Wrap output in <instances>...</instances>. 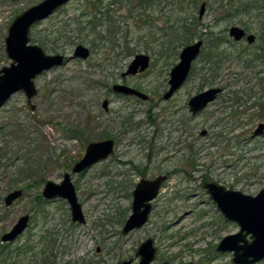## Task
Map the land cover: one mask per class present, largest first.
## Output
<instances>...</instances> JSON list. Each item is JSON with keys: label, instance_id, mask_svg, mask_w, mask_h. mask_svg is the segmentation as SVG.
Returning <instances> with one entry per match:
<instances>
[{"label": "rangeland", "instance_id": "obj_1", "mask_svg": "<svg viewBox=\"0 0 264 264\" xmlns=\"http://www.w3.org/2000/svg\"><path fill=\"white\" fill-rule=\"evenodd\" d=\"M40 1L0 0V68L12 61L5 49L10 24ZM203 1L199 34L190 42L203 39L202 54L169 100L162 95L179 54L167 57L160 51L159 9L147 10L152 13L145 22L129 16L119 2L110 5L113 10L106 14L124 32L121 38L127 32L129 36L115 49L92 48L91 40L97 33L104 35L107 27L104 15L95 16L93 0H70L31 28V43L48 54L69 57L79 43L92 53L38 75L34 108L23 91L0 107V264L136 263L137 248L149 237L157 247L152 264H233L232 253L216 247L240 227L224 218L204 184L216 181L252 195L264 188V135H253L264 122V35L260 16L226 15L227 0H199L184 12L198 17ZM109 2L103 0V6ZM233 25L247 28L256 41H235L229 35ZM208 37L223 41L213 74L203 60ZM137 53L150 55V67L123 76ZM114 83L135 87L150 99L115 92ZM214 86L224 91L192 114L190 97ZM108 138L115 141L109 158L72 173L89 143ZM66 172L72 175L85 223L72 221L66 200L42 196L46 181L60 182ZM165 172L171 176L154 201L148 223L124 234L136 182ZM17 189L22 195L6 205L5 196ZM25 214L31 215L26 230L3 242L1 236Z\"/></svg>", "mask_w": 264, "mask_h": 264}, {"label": "water", "instance_id": "obj_2", "mask_svg": "<svg viewBox=\"0 0 264 264\" xmlns=\"http://www.w3.org/2000/svg\"><path fill=\"white\" fill-rule=\"evenodd\" d=\"M70 0H42L18 14L8 28L5 38L6 53L12 60L10 65L0 68V107L16 92L23 91L32 108L33 97L38 93L35 79L44 71L63 65L72 58L87 59L90 49L87 45L79 43L75 46L73 54L66 57L63 53L48 54L39 44L31 43L30 30L34 24L52 15L60 7ZM206 11V2L200 4L199 17L202 18ZM246 34V30L238 25L229 29V35L240 41ZM249 43L255 40V34L247 36ZM204 42L202 39L185 45L179 54V62L170 70L168 80L169 87L163 98L169 99L185 82L192 68V64L199 56ZM151 63V57L146 53H137L123 76L137 74L147 70ZM115 92L136 95L143 100L149 96L141 90L126 84L115 83L112 86ZM222 91L220 87L207 88L188 101L190 111L194 114L201 112ZM109 101H103V107L108 110ZM264 123H260L254 131L255 135L262 133ZM114 140L109 138L94 141L88 144L84 155L74 163L72 173H80L94 163L108 158L114 152ZM167 175H159L153 179H141L134 191L132 212L126 219L122 232L124 234L141 228L149 218L151 200L157 196L162 183ZM210 198L216 203L227 221L236 222L239 230L225 235L217 246L219 252H231L233 264H254L264 260V188L257 194H247L232 186L227 187L219 182L212 181L205 184ZM21 189L14 190L5 196L6 205H11L22 195ZM45 199L62 198L70 206L71 219L76 223H85L86 218L82 204L79 202L75 184L70 172L64 174L60 182L48 180L42 190ZM30 214L22 215L10 231L1 236L3 242H11L21 235L28 227ZM157 248L153 239L149 238L141 243L137 256L139 261L133 263L132 259L123 260L113 264H151L156 257Z\"/></svg>", "mask_w": 264, "mask_h": 264}, {"label": "trees", "instance_id": "obj_3", "mask_svg": "<svg viewBox=\"0 0 264 264\" xmlns=\"http://www.w3.org/2000/svg\"><path fill=\"white\" fill-rule=\"evenodd\" d=\"M117 2L121 3L122 6L127 7L129 16L137 18L142 17L145 22L150 19L152 13V11L147 12V10L159 9L161 11V20L163 24L159 31L161 39L160 51L167 57H175L178 55L179 48L189 44L193 38L199 34L198 28L201 25V18L195 15H187L184 12L186 5L192 4L196 6L199 0H110L107 7L103 6V0H93V5L96 8L95 16L98 14L100 16L104 15L105 21L107 22L105 34L100 35L97 33L95 38L91 40L93 49H97L101 45L115 49L119 46L121 39H123L124 42L128 40H126V38L129 37L128 32L125 33L123 38H121L120 34L123 31L117 29L115 22L107 15L113 10L110 9V5L114 6ZM223 8L225 14L230 17L244 16L247 14L260 16V23L263 31L262 34L264 35V0H227V2L223 4ZM244 24L248 28L247 24ZM96 25H98V23L96 24L94 22L92 25L94 28L93 30H95ZM80 32L82 34V30H80ZM208 39L209 44L206 46V53H204L203 60L208 65L207 70L213 74V70L215 71L221 62V55L216 52L219 51L218 44L223 41L218 39L213 41V37H208ZM83 40L81 42H83ZM262 49L263 53L261 54L264 55V43ZM55 50L57 51L56 45ZM204 82H207V80ZM53 256L55 257L56 255ZM77 262H75V264H78ZM65 264H69V262L67 261Z\"/></svg>", "mask_w": 264, "mask_h": 264}, {"label": "flooded vegetation", "instance_id": "obj_4", "mask_svg": "<svg viewBox=\"0 0 264 264\" xmlns=\"http://www.w3.org/2000/svg\"><path fill=\"white\" fill-rule=\"evenodd\" d=\"M199 18H200V17H199ZM243 28H244V27H243ZM244 29L246 30V34H245V36H244L240 41H247V42H248V40H247V36H248L250 33H252V32H250L247 28H244ZM230 37H231V36H230ZM256 39H257V36L255 35V40H254L252 43H249V42H248V43H249V44H253V43L256 41ZM198 40H199V39H198ZM202 40H203V39H202ZM203 42H204V44H203V46H202V49H203V47H204V45H205V41H204V40H203ZM186 45H187V44H186ZM183 47H184V46H183ZM183 47H182V48H183ZM89 49H90V47H89ZM202 49H201V52H200L199 56L202 54ZM91 53H92V51H91V49H90V56H91ZM179 54H180V53H179ZM90 56H89V57H90ZM199 56L197 57V59L199 58ZM89 57H88V58H89ZM197 59H195V60H197ZM195 60H194V61H195ZM193 63H194V62H193ZM150 64H151V63H150ZM149 67H150V66H149ZM192 68H193V64H192ZM192 68H191V71H190V73H189V76H190V74H191V72H192ZM138 73H141V72H138ZM138 73H137V74H138ZM189 76L187 77V79L189 78ZM187 79L185 80V82L187 81ZM185 82L182 84L181 87H183V85L185 84ZM114 84H115V83H114ZM122 84H125V83H122ZM126 85H127V84H126ZM112 86H113V85H112ZM131 87H132V86H131ZM168 87H169V86H168ZM181 87H180V88H181ZM214 87H220V86H214ZM133 88H135V87H133ZM180 88H179V89H180ZM209 88H210V87H209ZM220 88H222V91L219 92L218 95L224 91V87H220ZM136 89H137V88H136ZM179 89H178V90H179ZM206 89H207V88H206ZM138 90H139V89H138ZM178 90H177V91H178ZM204 90H205V89H204ZM177 91H176V92H177ZM176 92H175V93H176ZM200 92H201V91H200ZM144 93H145V92H144ZM164 93H165V92H164ZM164 93H163V95H164ZM175 93H174V94H175ZM198 93H199V92H198ZM37 94H38V93H37ZM121 94H122V93H121ZM174 94H173V96H174ZM196 94H197V93H196ZM124 95H127V94H124ZM147 95H148V94H147ZM163 95H162V97H163ZM194 95H195V94H194ZM194 95H193V96H194ZM218 95H217V97H218ZM127 96H135V97H138V96H136V95H127ZM148 96H149V95H148ZM173 96H172V97H173ZM172 97H171V98H172ZM217 97H216V98H217ZM139 98H140V97H139ZM171 98H169V99H171ZM190 98H191V97H190ZM216 98H215V99H216ZM149 99H150V97H149L147 100H149ZM163 99H164V98H163ZM169 99H167V100H169ZM215 99H214V100H215ZM164 100H166V99H164ZM214 100H213V101H214ZM108 101H109V100H108ZM189 110H190V108H189ZM190 112H191V111H190ZM191 113H192V112H191ZM199 113H200V112H199ZM192 114H194V113H192ZM196 114H197V113H196ZM194 115H195V114H194ZM261 123H264V122H261ZM259 124H260V123H259ZM258 126H259V125H258ZM258 126H257V128H258ZM257 128H256V129H257ZM256 129H255V130H256ZM255 130H254V131H255ZM253 135L255 136L254 133H253ZM258 135H264V130H263L262 133H260V134H258ZM108 139H109V138H108ZM111 139H112V138H111ZM103 140H105V139H103ZM114 143H115V141H114ZM114 151H115V144H114ZM113 153H114V152H113ZM110 156H111V155H110ZM110 156H109V157H110ZM109 157H108V158H109ZM106 159H107V158H106ZM104 160H105V159H104ZM77 161H78V160H77ZM101 161H103V160H101ZM99 162H100V161H99ZM96 163H98V162H96ZM94 164H95V163H94ZM94 164H93V165H94ZM90 167H91V166H90ZM87 169H88V168H87ZM84 171H85V170H84ZM82 172H83V171H82ZM80 173H81V172H80ZM64 174H65V173H64ZM159 175H167V178H166V180L162 183V186H161V188H160L159 193L157 194V196H156L155 198H153V199L150 201V202H151V210H150V213H149L148 221H149V219H150V214H151V212H152V210H153V207H154V201H155V200L158 198V196L161 194V191H162V189L164 188V186H165V184L167 183V181L169 180V178H170V176H171V173H170V172H165V173H160V174H158V175H156V176H154V177H151V178H149V177L141 178V179H153V178H155V177H157V176H159ZM63 177H64V176H63ZM141 179H139V180L136 182V184H135V186H134V188H133V190H132V202H133V199H134L133 191H134V189H135L137 183H138ZM72 180H73V179H72ZM209 182H212V181H209ZM209 182H206V183H209ZM73 183H74V182H73ZM206 183H205V184H206ZM205 184H204V187H205ZM205 189H206V192H207V188H206V187H205ZM207 193H208V192H207ZM208 194H209V193H208ZM209 197H210V195H209ZM57 199H58V198H57ZM210 199H211V198H210ZM49 200H52V199H49ZM211 200H212V199H211ZM212 201H213V200H212ZM131 212H132V204H131ZM131 212H130V214H131ZM130 214H129V215H130ZM129 215H128V216H129ZM30 218H31V215H30ZM127 218H128V217H127ZM127 218H126V219H127ZM29 221H30V220H29ZM125 221H126V220H125ZM148 221H147L145 224H147ZM145 224H144V225H145ZM144 225H143V226H144ZM28 226H29V224H28ZM123 226H124V225H123ZM136 229H139V228H136ZM134 230H135V229H134ZM149 238H150V237H149ZM149 238H147V239H149ZM147 239H146V240H147ZM151 239H153V238H151ZM144 241H145V240H144ZM144 241H142V242H144ZM153 244H154V240H153ZM140 245H141V244H140ZM140 245H139V246H140ZM139 246H138V248H139ZM154 246H155V245H154ZM138 248H137V251H138ZM156 248H157V247H156ZM137 251H136V255H137ZM156 254H157V251H156ZM139 259H140V258H139ZM136 263H137V262H136ZM152 263H153V262H152ZM152 263H151V264H152Z\"/></svg>", "mask_w": 264, "mask_h": 264}]
</instances>
